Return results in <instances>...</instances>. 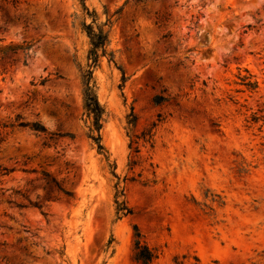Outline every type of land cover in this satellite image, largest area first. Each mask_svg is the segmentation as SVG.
I'll return each instance as SVG.
<instances>
[{
    "label": "rangeland",
    "instance_id": "1",
    "mask_svg": "<svg viewBox=\"0 0 264 264\" xmlns=\"http://www.w3.org/2000/svg\"><path fill=\"white\" fill-rule=\"evenodd\" d=\"M17 2L0 0L1 44L34 48L0 63V264H139L134 227L151 264H264V0H85L111 24L103 154L79 70L91 19L80 0Z\"/></svg>",
    "mask_w": 264,
    "mask_h": 264
},
{
    "label": "trees",
    "instance_id": "2",
    "mask_svg": "<svg viewBox=\"0 0 264 264\" xmlns=\"http://www.w3.org/2000/svg\"><path fill=\"white\" fill-rule=\"evenodd\" d=\"M81 8L85 14V17L91 19V22L87 24L83 21L81 25L82 33L85 34L86 38L89 41V51L87 55V64L84 67H79L80 70V80L82 87V97H83V110L84 115L89 122L87 138L95 145L96 151L98 154H103L104 147L101 144V135L100 131L102 129L103 116L105 114L104 108L99 104L96 87L93 80V72L99 66L100 59L103 57L112 58V53L108 52L109 47V26L111 25L109 21L104 24L97 23L96 15L94 12H89L85 6V0H80ZM18 4L17 0H12V5L16 6ZM0 41V63H20L22 66H27V60L31 56V52L34 48V44L31 42H23L21 44H9L3 45ZM42 81L41 84H43ZM248 89L254 90L256 84L248 83L246 85ZM162 98H156V102H160ZM128 126L131 128L128 134L130 138L129 148H133L135 154L139 153L138 142L139 138L133 136L132 129L135 126V117L131 114L129 116ZM11 127H17L21 129H27L30 132L38 136H44L48 140L53 138H65L66 135L60 134H49L47 130L41 126L39 123H23L20 122V119H16V123ZM6 128V127H5ZM145 139V137H144ZM112 169H115L114 166ZM5 175L9 174L10 171L4 170ZM112 176L117 179L114 172ZM52 183L54 181L51 180ZM56 188L59 192L63 193L65 196L72 198V194L64 192L58 185ZM116 196H115V205H116V217L117 220H120L128 215H131V211L127 209L125 203L119 202L118 198L121 196V193L118 191V184L115 186ZM134 258L139 264H151L154 260L153 253L147 248V246L142 242V237L140 232L136 227H134Z\"/></svg>",
    "mask_w": 264,
    "mask_h": 264
}]
</instances>
